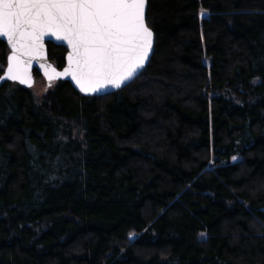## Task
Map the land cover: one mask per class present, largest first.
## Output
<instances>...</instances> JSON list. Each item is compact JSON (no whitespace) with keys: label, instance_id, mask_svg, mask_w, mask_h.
Listing matches in <instances>:
<instances>
[{"label":"trees","instance_id":"trees-1","mask_svg":"<svg viewBox=\"0 0 264 264\" xmlns=\"http://www.w3.org/2000/svg\"><path fill=\"white\" fill-rule=\"evenodd\" d=\"M147 23L112 93L1 83L0 264H264V0H148Z\"/></svg>","mask_w":264,"mask_h":264},{"label":"snow or ice","instance_id":"snow-or-ice-1","mask_svg":"<svg viewBox=\"0 0 264 264\" xmlns=\"http://www.w3.org/2000/svg\"><path fill=\"white\" fill-rule=\"evenodd\" d=\"M144 8L145 0H0V36L13 48L8 78L32 86L17 53L42 54L48 35L72 49L69 71L56 75L70 72L86 93L119 88L143 67L152 45Z\"/></svg>","mask_w":264,"mask_h":264},{"label":"water","instance_id":"water-1","mask_svg":"<svg viewBox=\"0 0 264 264\" xmlns=\"http://www.w3.org/2000/svg\"><path fill=\"white\" fill-rule=\"evenodd\" d=\"M147 6H148V0H145L144 21H145L146 27L152 33L151 48L148 51V56H147V59L145 60V62L143 64V67L137 69L135 74L132 77H130L128 80H125L119 88L108 86L106 88L100 89L98 92L86 93L84 91H81L80 86L76 83V80L73 79L72 74L70 72H69V74H66V75H59V76L56 75L57 73H65L66 71H69L70 61L68 58H69L70 54L72 53V49L67 44L66 41L56 40L55 37L50 38L48 35H45L43 37V40H42V44H43L42 54H40V55H35V54L34 55H28V54L24 53L23 50H21L20 53H17L18 59L21 62V65H20L21 72H23L24 69L27 70L28 74L31 77L32 86L35 84V81H36L35 70H37L48 81H50L48 78L49 75H51L53 77L52 80H67V81H69L71 83V85L77 91L83 93L84 95H105V94L112 93V92L126 86L131 81H133L145 69V67L148 65V63H149V61L153 55V52H154L155 35H154L153 29L147 23ZM0 39L6 43L8 49H9V52L7 54V62H6L5 68L0 75V85L4 81L9 80V81H15L24 87L31 88L32 86L29 87L27 84H22L19 82V80H13V79L8 78V68L11 66V63H12L11 56L13 55V48H12V44L10 42H8L7 37L0 36ZM48 42H53L57 45H62V46H65L67 48V53H66V57H65V65L63 67L59 68L50 60L49 52H48ZM73 67H74V65H73ZM46 72H47V75H46Z\"/></svg>","mask_w":264,"mask_h":264},{"label":"rangeland","instance_id":"rangeland-1","mask_svg":"<svg viewBox=\"0 0 264 264\" xmlns=\"http://www.w3.org/2000/svg\"><path fill=\"white\" fill-rule=\"evenodd\" d=\"M55 80L48 81L44 77H37L35 84L31 87L35 95H40L45 92L46 89L53 87Z\"/></svg>","mask_w":264,"mask_h":264}]
</instances>
